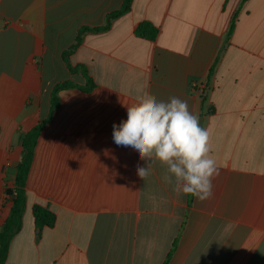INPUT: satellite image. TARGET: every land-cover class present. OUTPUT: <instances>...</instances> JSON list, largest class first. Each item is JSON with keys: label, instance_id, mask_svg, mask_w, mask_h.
Masks as SVG:
<instances>
[{"label": "crops", "instance_id": "crops-1", "mask_svg": "<svg viewBox=\"0 0 264 264\" xmlns=\"http://www.w3.org/2000/svg\"><path fill=\"white\" fill-rule=\"evenodd\" d=\"M124 3L0 0V230L23 139L48 121L7 264H264V0H132L85 30ZM145 22L154 41L137 35ZM89 79L50 117L57 85ZM145 94L199 115L220 169L212 199L177 195L158 161L141 180L146 162L114 143ZM35 205L54 227L37 229Z\"/></svg>", "mask_w": 264, "mask_h": 264}, {"label": "clouds", "instance_id": "clouds-1", "mask_svg": "<svg viewBox=\"0 0 264 264\" xmlns=\"http://www.w3.org/2000/svg\"><path fill=\"white\" fill-rule=\"evenodd\" d=\"M117 146L131 147L146 166L137 164L136 174L146 180L157 161L165 168L164 180L177 195L199 202L214 197V180L220 169L210 156V133L187 99L171 96L158 100L145 94L127 106V119L113 124Z\"/></svg>", "mask_w": 264, "mask_h": 264}, {"label": "trees", "instance_id": "trees-1", "mask_svg": "<svg viewBox=\"0 0 264 264\" xmlns=\"http://www.w3.org/2000/svg\"><path fill=\"white\" fill-rule=\"evenodd\" d=\"M132 0H125L123 7L113 12L108 16L107 24L101 28L87 29L90 31L108 30L111 27L112 21L129 12ZM232 30V27H231ZM137 35L141 38L154 41L157 38L158 30L151 23L145 22L139 25ZM81 39H78V44ZM77 44V45H78ZM82 68V67H79ZM79 68H71L72 72H76ZM211 74L213 69H211ZM96 84L92 79H89V85L86 88L75 85L72 82H65L55 87L51 99L50 117L60 106L59 93L65 89L77 87L81 90L91 91ZM48 121L38 124L26 133L23 139V151L20 163L17 168L14 188L6 189V195L12 197L11 211L6 219L2 229L0 230V264H7L9 249L14 236L20 231L23 225V217L27 206V181L33 164L37 142L44 126ZM33 216L35 226L41 232L44 228H52L56 224V215L47 207L35 205L33 207ZM167 263V262H166ZM165 263V264H166Z\"/></svg>", "mask_w": 264, "mask_h": 264}]
</instances>
